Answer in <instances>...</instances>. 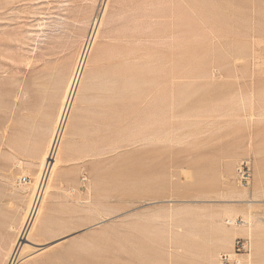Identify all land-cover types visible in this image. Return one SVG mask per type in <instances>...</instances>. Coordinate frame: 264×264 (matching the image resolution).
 Here are the masks:
<instances>
[{"label":"rangeland","instance_id":"1","mask_svg":"<svg viewBox=\"0 0 264 264\" xmlns=\"http://www.w3.org/2000/svg\"><path fill=\"white\" fill-rule=\"evenodd\" d=\"M237 238L264 264V0H0V264Z\"/></svg>","mask_w":264,"mask_h":264},{"label":"built area","instance_id":"2","mask_svg":"<svg viewBox=\"0 0 264 264\" xmlns=\"http://www.w3.org/2000/svg\"><path fill=\"white\" fill-rule=\"evenodd\" d=\"M104 0H101V2ZM239 172L242 175L246 174L244 167H239ZM22 183H25V177H22L20 180ZM249 241L246 238H237L234 241L232 252H223L218 256V264H238L240 262L239 255H243L249 251Z\"/></svg>","mask_w":264,"mask_h":264},{"label":"bare ground","instance_id":"3","mask_svg":"<svg viewBox=\"0 0 264 264\" xmlns=\"http://www.w3.org/2000/svg\"><path fill=\"white\" fill-rule=\"evenodd\" d=\"M102 2H106V0H104V1H102ZM22 177V176H21ZM21 177H18V179H17V182L19 183L18 185L19 186H23V185H26L28 182H25V183H22L20 180H21ZM245 217H247V219H248V217L249 218H251L248 214H245L244 215ZM249 221V220H248ZM250 222H251V220H250ZM251 225V224H250ZM250 227V226H249ZM248 227V228H249ZM250 230V229H249ZM249 230H248V232H249ZM247 231V230H246ZM249 236V235H248ZM232 247H233V245H232ZM226 252V251H225ZM232 252V250L231 251H229V253H231ZM248 255V253H245V254H243V255H239L238 256V258H240V262L238 263V264H244L246 261L245 260H247V258H246V256ZM218 257V256H217ZM216 261H217V259H216ZM242 261V262H241ZM217 264H218V261H217Z\"/></svg>","mask_w":264,"mask_h":264},{"label":"crops","instance_id":"4","mask_svg":"<svg viewBox=\"0 0 264 264\" xmlns=\"http://www.w3.org/2000/svg\"><path fill=\"white\" fill-rule=\"evenodd\" d=\"M60 157H61V154H60V151H58L57 154H56V158H57V159H56V163H57L58 160H60ZM56 163H55V165H56ZM52 173H53V172H52ZM52 176H53V175H52Z\"/></svg>","mask_w":264,"mask_h":264}]
</instances>
